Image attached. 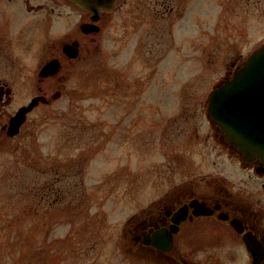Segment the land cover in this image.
<instances>
[{"label":"rangeland","instance_id":"rangeland-1","mask_svg":"<svg viewBox=\"0 0 264 264\" xmlns=\"http://www.w3.org/2000/svg\"><path fill=\"white\" fill-rule=\"evenodd\" d=\"M104 37L43 83L62 41L5 61L0 264H158L120 254L122 230L185 171L222 170L209 97L264 44V0H120ZM44 92L52 102L9 136V117Z\"/></svg>","mask_w":264,"mask_h":264},{"label":"flooded vegetation","instance_id":"flooded-vegetation-1","mask_svg":"<svg viewBox=\"0 0 264 264\" xmlns=\"http://www.w3.org/2000/svg\"><path fill=\"white\" fill-rule=\"evenodd\" d=\"M119 2L0 0V72L9 71L5 61L11 57L20 54L25 59L28 44H38L41 50L42 41L62 43H54L48 50L40 74L51 61L59 62L61 71L67 65L73 66L84 49L89 50L88 44L105 40L107 23ZM21 42L26 45L23 51L15 47ZM60 72L39 81L43 83ZM39 90H43L42 86ZM11 93L9 85L0 82V113L10 102ZM39 95L48 97L46 92ZM51 102L52 99L41 101L39 105ZM210 122L213 136L228 154L222 170L185 171L180 179L166 182V192L154 203L133 213L122 230L124 244L117 247L127 260L137 258L158 264H264V161L259 157L245 160L226 141L221 128L211 119Z\"/></svg>","mask_w":264,"mask_h":264},{"label":"water","instance_id":"water-1","mask_svg":"<svg viewBox=\"0 0 264 264\" xmlns=\"http://www.w3.org/2000/svg\"><path fill=\"white\" fill-rule=\"evenodd\" d=\"M60 69V63L52 61L43 68L41 75H53ZM59 94L56 93L55 97ZM40 101L47 102V98L35 97L19 109L10 121L9 136L20 132L27 114ZM209 115L245 160L259 157L264 161V45L250 56L231 79L214 89L209 100Z\"/></svg>","mask_w":264,"mask_h":264}]
</instances>
